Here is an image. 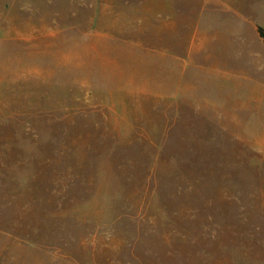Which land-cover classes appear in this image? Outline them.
I'll return each instance as SVG.
<instances>
[{
    "label": "rangeland",
    "instance_id": "obj_1",
    "mask_svg": "<svg viewBox=\"0 0 264 264\" xmlns=\"http://www.w3.org/2000/svg\"><path fill=\"white\" fill-rule=\"evenodd\" d=\"M200 1L0 0V264H264V159L178 58Z\"/></svg>",
    "mask_w": 264,
    "mask_h": 264
},
{
    "label": "crops",
    "instance_id": "obj_2",
    "mask_svg": "<svg viewBox=\"0 0 264 264\" xmlns=\"http://www.w3.org/2000/svg\"><path fill=\"white\" fill-rule=\"evenodd\" d=\"M200 2L214 12L198 15L178 56L198 70V110L264 159V0Z\"/></svg>",
    "mask_w": 264,
    "mask_h": 264
},
{
    "label": "trees",
    "instance_id": "obj_3",
    "mask_svg": "<svg viewBox=\"0 0 264 264\" xmlns=\"http://www.w3.org/2000/svg\"><path fill=\"white\" fill-rule=\"evenodd\" d=\"M258 33L259 35L264 39V29L261 27H258ZM1 233V232H0Z\"/></svg>",
    "mask_w": 264,
    "mask_h": 264
}]
</instances>
